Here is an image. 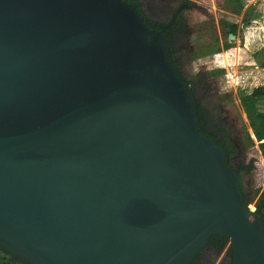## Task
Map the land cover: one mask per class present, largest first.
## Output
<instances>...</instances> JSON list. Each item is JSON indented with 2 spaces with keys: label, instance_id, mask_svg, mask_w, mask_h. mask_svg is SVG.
<instances>
[{
  "label": "water",
  "instance_id": "95a60500",
  "mask_svg": "<svg viewBox=\"0 0 264 264\" xmlns=\"http://www.w3.org/2000/svg\"><path fill=\"white\" fill-rule=\"evenodd\" d=\"M196 123L134 4L0 0V247L27 264H194L225 236L230 264H264V218Z\"/></svg>",
  "mask_w": 264,
  "mask_h": 264
},
{
  "label": "rangeland",
  "instance_id": "374dc122",
  "mask_svg": "<svg viewBox=\"0 0 264 264\" xmlns=\"http://www.w3.org/2000/svg\"><path fill=\"white\" fill-rule=\"evenodd\" d=\"M242 1L235 16L225 8L216 11L208 7L212 19L203 21L202 16L198 17L199 22L192 24V52L182 56L184 62L179 65V72L191 85L194 100L201 107L203 129L215 137L222 136L230 144L227 157L229 162L234 158L230 165L238 167L240 191L246 205L254 211L263 199L264 159L255 150L257 141L250 135L240 94L248 95L255 88L256 95H249L251 113L264 114V0ZM204 2L214 5L211 0ZM243 13L240 23L238 18ZM231 18L240 23L233 39L225 34V28H220L221 21L229 22ZM186 56L191 62H187ZM213 69H220V73L211 72ZM261 211L264 214V207ZM227 247L228 241L219 253L204 251L201 258L207 259L206 263L218 264L227 260L228 254L222 256Z\"/></svg>",
  "mask_w": 264,
  "mask_h": 264
},
{
  "label": "flooded vegetation",
  "instance_id": "af4514ba",
  "mask_svg": "<svg viewBox=\"0 0 264 264\" xmlns=\"http://www.w3.org/2000/svg\"><path fill=\"white\" fill-rule=\"evenodd\" d=\"M209 1V0H208ZM214 5H209L204 2V0H129V3L136 4V8L139 13L151 23L156 24L157 30H159L167 40L169 53L172 61H174L175 65H177V70L182 80L186 81L185 78L179 72V65L184 62L182 59L183 55L190 54L192 52V35L195 33H191L193 30L192 24L199 22L198 17L202 16L203 21H209L212 19V15L209 13L210 8L215 9L216 11H220L221 8H225L230 15H234L236 12L239 13L241 6L243 4L242 0H211ZM226 11V12H227ZM216 13V12H215ZM235 16V15H234ZM245 14L239 16V20L243 19ZM237 17V16H236ZM152 18V19H150ZM237 19L231 18L229 22L221 21L220 28H225V34L228 36L229 30L233 29L236 33L239 25L236 23ZM201 26V25H200ZM162 30V31H161ZM235 33L233 37H235ZM187 57V56H186ZM187 62H191L187 57ZM173 63V62H172ZM189 65V63H188ZM189 83V82H188ZM194 102L199 107V113H201V107L199 103L195 100ZM202 120V117H201ZM202 122V121H201ZM203 129V122H202ZM204 130V129H203ZM205 134L211 136L221 144H225L226 142L220 137L213 136L210 132L204 130ZM210 138V137H209ZM227 242V241H226ZM225 242V243H226ZM225 245V244H224ZM223 245V246H224ZM223 246L220 249H216L214 245H208L204 250L205 253L209 251H213L219 253ZM228 254L227 260L219 261L218 264H230L231 255H230V247L228 246L225 250V253L222 256ZM19 264H27L21 259L15 258ZM207 259H203L200 257L196 260L194 264H210L209 261L205 262Z\"/></svg>",
  "mask_w": 264,
  "mask_h": 264
},
{
  "label": "trees",
  "instance_id": "16d2710c",
  "mask_svg": "<svg viewBox=\"0 0 264 264\" xmlns=\"http://www.w3.org/2000/svg\"><path fill=\"white\" fill-rule=\"evenodd\" d=\"M125 1L128 2L129 0H125ZM134 5H136V4H134ZM136 10H137V8H136ZM137 12L139 13L138 10H137ZM140 16L142 17V20L145 22V24L149 28L157 29L156 24L151 23L150 21L146 20L141 14H140ZM234 33L235 32L233 29L229 30V34L234 35ZM169 55H170V53H169ZM170 58H171V56H170ZM172 62H173V65L176 69V73L179 75L178 70H177V65H175L174 61H172ZM218 72H219V70H218ZM180 78H181V76H180ZM254 92H255V88L252 89L251 91H249L248 95H247V93H241L240 99H241L242 103L244 104L245 115H247L246 117L248 120V126L250 128V131H251L254 139L257 141V144L255 146L256 147L255 150L258 151L259 156L262 159H264V114L257 113L256 115H253L251 113V110H252L251 109V102L252 101H251V97H249V95L252 94L253 96H255L256 94H254ZM194 108H195V115L197 117L196 128H197L199 133L205 134L204 130L202 129V122H201L202 120H201V115L199 113V107L195 102H194ZM208 137H210L214 142L218 143L224 149L225 154L227 156V150H228V147L230 146V144L225 143L223 145L220 142H218L217 140H215L214 138H212L211 136H208ZM245 137L247 140H249V134L247 132H245ZM230 163L234 164V158L230 160ZM262 195H263L262 203L257 204L255 206L254 213L256 216L264 218V214L261 211V207H264V187H263ZM245 203H247V201H245ZM226 241H227V238L225 236H215L209 245H214L216 247V249H220L225 244ZM0 264H19V262L14 259V256L12 254H10L5 249L0 247Z\"/></svg>",
  "mask_w": 264,
  "mask_h": 264
},
{
  "label": "crops",
  "instance_id": "0c3cea01",
  "mask_svg": "<svg viewBox=\"0 0 264 264\" xmlns=\"http://www.w3.org/2000/svg\"><path fill=\"white\" fill-rule=\"evenodd\" d=\"M214 66H215V65H214ZM215 68H216V67H215ZM217 70H219L218 73H220V69H213L211 72H216ZM250 135H251V137H253L252 133H251Z\"/></svg>",
  "mask_w": 264,
  "mask_h": 264
}]
</instances>
